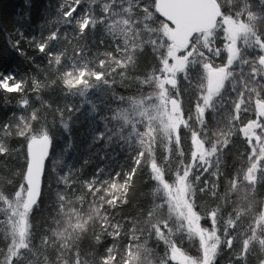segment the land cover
<instances>
[{
    "label": "trees",
    "instance_id": "1",
    "mask_svg": "<svg viewBox=\"0 0 264 264\" xmlns=\"http://www.w3.org/2000/svg\"><path fill=\"white\" fill-rule=\"evenodd\" d=\"M216 1L222 15L251 29L232 65V72L240 68L241 77L231 82L234 78L228 76L203 119L197 115L208 77L203 65L218 70L227 64V55L220 30L213 36V52L197 46L194 36L180 52L192 54L189 86L179 78L168 87L169 97L181 106L182 123L176 137L166 141L158 129L147 138V115L154 105L146 98L160 91L164 52L171 42L166 30L171 26L160 17L156 0H0V147L5 149L0 153V264H9V246L18 253L12 264H76L77 259L79 264H101L109 248L115 264H180L169 258L171 246L189 257L197 255L196 241L178 228L152 162L164 182L188 173L189 199L202 217L219 209L222 242L214 264L264 261L259 243L264 231L257 233L246 259H237L240 242L251 235L264 202V160L251 192L241 195L248 158L255 152L241 132L257 117L251 85L264 102V69L256 64L264 55L256 48V37L264 38V0ZM39 44L46 45L43 52ZM196 52L199 56L193 57ZM77 78L74 86L65 84ZM241 93L245 103L237 120ZM194 137L211 149L206 169L198 167L192 154ZM41 138L49 142V154L38 203L28 213V246L17 249L20 233L11 226L12 211L17 206L20 218L25 211L28 146ZM113 184L124 187L114 191ZM237 212L236 227L228 228L233 239L228 247L226 221ZM209 222L201 220L202 225ZM154 225L161 226L167 244L157 238Z\"/></svg>",
    "mask_w": 264,
    "mask_h": 264
},
{
    "label": "rangeland",
    "instance_id": "2",
    "mask_svg": "<svg viewBox=\"0 0 264 264\" xmlns=\"http://www.w3.org/2000/svg\"><path fill=\"white\" fill-rule=\"evenodd\" d=\"M216 24L214 26H218V27L215 30H213V32L211 31L212 30V28H211L207 31H202V32L196 33L194 35L195 36V44L197 46L200 44L206 50L213 52L214 43H215L213 36L219 30H220V33L223 34V36L225 37V40H226L224 43V51H225L226 55L228 53L229 47H231L233 45V43H234L235 47L237 49H239L242 43L245 44L246 42L249 41L248 40L249 39L248 32L245 33L243 31L238 30L240 25H244L240 21L234 20L233 18L228 17L224 14L223 15L220 14ZM166 30H167V35H169V39L171 42H169L168 46L165 49L163 61L165 59H168V63H169V65H171L172 63H174V61L168 58L169 50H171V49L175 50L177 59L188 57V53H184V54L180 53L181 50H183V48H179V47H177V45H175L174 41L172 40V38L170 36L171 30H169V28H167ZM209 33H210V35H209ZM233 33H234V40L230 38L233 35ZM193 37L190 39L189 43L191 42ZM206 42H207V47H205ZM258 46L259 45H257L256 48H259ZM198 54L199 53L196 52L195 56H193V57H198L199 56ZM196 55H198V56H196ZM227 60H228V55H227L226 62H227ZM236 60L237 59H235L233 61L232 65L234 64V62H236ZM191 62H192V59H190V61L188 59L185 71L176 73V76H175L176 81H177V79L181 78L182 80H186L187 82L186 81L185 82L187 84H185V82H184V84L189 86L188 82L190 80H189V76L187 75V72L191 71L188 69L189 64ZM256 64H257V62H256ZM232 65L226 64L225 68H227V71H230L232 73V75H230V77L234 78V79H232L231 82H234L235 80H238L239 77H241V74H240L241 70L239 68L237 72H232V67H233ZM163 67H164V64H163ZM192 67H193V65H192ZM210 68L214 72L217 70L215 68V66H213V65L210 66ZM260 72H261V69H260ZM162 74L163 75L159 81H163V80H165V77L171 76V73H167V72H163ZM253 76H254V79L257 80V76L256 75H253ZM210 80L211 79L209 77H207L205 87H203L205 93L200 96L202 104H203L202 97L204 95H209L211 90L214 87V81L212 80L210 83L209 82ZM166 85H167V88L165 87ZM169 85L170 84H167L165 81L164 87H165L166 91L162 90L160 88V91L155 95L154 98H152L153 94L152 95L149 94L148 98H146V100L147 99L152 100L153 105H154L153 106L154 108H152V111L149 113L150 115H147V123H148V126L150 127L149 132L151 133L147 136L148 140L151 139V135L154 132H156L157 129L159 130V132H164L165 137L167 135L166 141L173 140L176 137L179 125L182 123V119L180 118L181 115L179 116V114L181 113V106H180L177 99L169 97L170 96L169 92H168ZM170 86H172V85H170ZM200 88H202V86ZM230 88H232V86H230ZM230 88H228V90H230ZM251 88H253L252 90H254V92L256 94V96L252 95L253 96L252 98H254L253 106L256 107V114H257L256 119H254L252 121H255L256 123L261 125V127H257L254 129V131L257 133V136L259 137V139H257L256 136H250L248 139L251 140V143H252V146H253V149L255 150V152L257 151L256 156H259L258 153L261 152V145H264V138H262V134H263L262 133V130H263L262 126H264V114H262V113H264V102L260 98L261 95L258 92V88H256L255 85H253V86L251 85ZM214 98H215V96L212 95L211 99L208 102V105L213 101ZM173 99H175L177 101L178 108L180 110V113L176 114V115H172L169 112L170 111V102ZM139 104H140V102H139ZM140 107H138V115L142 116V114L144 112L143 113L140 112ZM204 107L206 109V106H204ZM147 112L148 111H145V113H147ZM234 112H235V110H234ZM197 115H200V113H198ZM205 152L211 153V149L209 150V149L205 148L202 141H200L197 137H194L192 140V154H194L197 157V159L199 160L198 161V167H205V169H206L208 164H209V162H207V160H208L207 158H209L210 155H204ZM211 155H212V153H211ZM202 156H204L203 159H201ZM153 165H155L154 162H152L151 170L154 174L155 179L158 181L160 187L164 191V194H165V197L167 199V204H168L169 208L171 205L172 209H173L172 211L176 214L175 218H176V220H178V228L181 229L182 232L186 233L189 237L194 239L197 243L196 248H198L197 255H195L194 257H189L182 250L177 249L176 247H175L176 251L173 252L172 249L174 246H171L169 248V258L173 261L180 263V264H193L192 258H196L197 261L199 262V264H203V258L205 255V251L201 247L200 238L196 235V233L194 231L195 224L191 223L188 219L185 218L188 215L187 205H192V204H191V200L189 199V193H191V192L189 189L185 190V186L188 185V182L185 181V178H184L183 184H181L180 178L184 177V173H182L180 175V177L176 178L174 181L164 182L165 179L163 177L162 172L158 169V167H156V165H155V168H153ZM157 169H158V171H156ZM258 171H260V170H258ZM258 171H257V174H258ZM243 184L246 187H244V186L242 187L241 195H245L248 191L251 192V184L248 183L247 181H245V179H244ZM165 185H167V188L165 187ZM245 201L247 203H249L247 201V198L245 199ZM177 207H179L180 212L184 213V216H180L179 212L175 211V209ZM261 210H264V202L262 204ZM12 212H13L14 218L11 221V223L13 224V225L11 224V226H13L15 228V231L17 232V234H19L20 233L19 229H20L21 218L19 217L17 206L13 209ZM209 221H210V219H209ZM201 226L210 228V222L208 224H204V225L201 224ZM19 239L21 240V237H19L17 240L19 241ZM17 240H15V245L16 244L18 245L20 243V242L18 243ZM219 249H220V245L218 246L217 252Z\"/></svg>",
    "mask_w": 264,
    "mask_h": 264
},
{
    "label": "snow or ice",
    "instance_id": "3",
    "mask_svg": "<svg viewBox=\"0 0 264 264\" xmlns=\"http://www.w3.org/2000/svg\"><path fill=\"white\" fill-rule=\"evenodd\" d=\"M73 11H75V9H73ZM249 15L251 16V14H249ZM87 23H88V21L85 20L84 23L81 25V30H83V28L87 25ZM238 30L243 31L245 33L248 31H251L250 28H247L244 25H240ZM20 35L23 36V33H20ZM209 35H210V33H209ZM52 38L55 39V33H52ZM230 38L234 40V33ZM256 42L258 43L261 51H264V38L257 36ZM18 46H19V41L16 42V47H18ZM45 47H46L45 44H39L38 45V48L41 52L44 51ZM177 47L184 48L185 45L183 43H180ZM205 47H207V42L205 43ZM238 52H239V49H237L233 43V45L231 47H229V49H228L227 65H232L233 61L235 59H237V57H238ZM191 55L192 54L189 53L188 57L177 59L175 50L174 49L169 50L168 58L173 60L174 63L169 65L168 59H165L163 61L164 67L161 69V72L162 73L163 72L171 73V76L165 77V80H163V81H159V87L162 90L166 91V89L164 87L165 81L167 84H170L172 86H175L177 84V81L175 79L176 73L185 71L187 61L191 57ZM57 60H59V57H57ZM257 63L261 66L262 69H264V55H260L257 58ZM203 68L205 69V72L208 75V77L214 81V87L211 90L210 94L204 95L202 97L203 105L207 106L209 100L211 99V96L215 95L219 92L220 88L223 86L224 80L227 79L228 76L232 75V73L230 71H226L225 67L219 68L218 70H216L214 72L208 64H204ZM252 72L255 74L257 72V69L253 68ZM261 74L264 75V72H262ZM99 75L100 74H97L98 78H99ZM3 76H4V74L0 73V77H3ZM14 79H15V77H14V75H12L7 80V83L11 84ZM79 82H80L79 78H77L75 81L65 80V84L69 85V86H74L75 83H79ZM16 90H19V89L17 88ZM173 103L175 104L176 102L173 101ZM244 103H245V101L243 99V93H241L240 98L237 100V102L235 104V113H236L235 119H237V120L239 119V110L241 109V106ZM204 106H201L199 103H197V105H196V111L198 113H200L202 119H203L204 112H205ZM262 114H264V113H262ZM257 127H261V125H259L255 121H249L248 124H245L241 128V132L243 133V135L246 139L249 138L250 136H256L257 139H259V137L257 136V133L254 131V129ZM194 135H196V134L194 133ZM227 143H228V141L225 140V144H227ZM4 151H5V149L3 147H0V153H3ZM213 151H215V149H213ZM204 155H211V153L205 152ZM253 155H255L254 151L252 154L249 155V158H248L249 164H248V167L244 171V179L248 183L255 185L256 180H257V171L261 169L260 162H261V160H264V145H261V152H260L259 156H256L255 159H252ZM203 158H204V156L201 157V159H203ZM153 168H155V165H153ZM156 171H158V169ZM187 176H188V173L185 172L184 177L180 178L181 184H183L184 178ZM130 178L131 177H129V179ZM88 187H89V189H91L92 184H89ZM118 187H124V186H122V185L117 186L115 184L112 185V189L114 191L117 190ZM165 187L167 188V185H165ZM235 187H236V182L233 181V188H235ZM22 188H23V185L21 186V189ZM190 188H191V185L185 186V190L190 189ZM124 190L126 191V188ZM20 194H21L20 191H18L16 193V195L18 197L20 196ZM2 199L6 200L7 198L4 197ZM38 199H39V194L37 193L35 196H33L31 198L30 202H28L25 205V211L20 214L21 220H20L19 232H20V237H21V243L16 245L17 249L26 248L28 246L24 242L25 238L27 237V235L29 233V229H30V224L28 223V213L38 203ZM111 203H115V198L111 201ZM187 207H188V215L185 218L188 219L191 223L195 224L194 231H195L196 235L200 238L201 247L205 251V255L203 258V264H214L215 255L217 253L218 246L222 242V238L219 235L220 229L217 226L218 225L217 216L219 213V209L215 208V209L209 210L207 212V215H204L202 217V215L198 214L197 212H195L193 210L192 205H187ZM170 210H173L171 205H170ZM175 211L179 212L180 216H184V213L179 211V207H177L175 209ZM202 218L204 220L210 219V228L201 226ZM239 218H240V213L237 212L235 219L229 218L226 221V224L228 225V227H226L224 229V235L226 237H228L227 241H226L228 247H231L233 244L232 237L228 236V228H235L237 220H239ZM164 226L165 227L167 226L166 222H164ZM81 227H82V225H81ZM153 227L155 229L157 238L164 241L167 244L168 241L165 238V235H164V232L162 231L161 226L160 225H154ZM250 231H251V235L248 238L243 239L240 242L241 243V250H240L239 254L237 255V259H246L252 243L257 238V233L260 231H264V210H261L258 213V215H256L254 217L253 226L251 227ZM59 235H63V233H60ZM259 243L261 245H264V237L260 238ZM172 251L173 252L176 251L175 247H173ZM9 252H10V255L8 256V261H9V264H12V261L17 257L18 253H17V251H13L11 249V246H9ZM107 253H108V255H106L105 257H103L101 259V264H115V256L111 255L112 249L111 248L107 249ZM78 255L79 254L77 253V256ZM133 258H135V257H133ZM192 262H193V264H199V262L197 261L196 258H192ZM76 264H79L78 259L76 261ZM164 264H167V261H165ZM261 264H264V261H262Z\"/></svg>",
    "mask_w": 264,
    "mask_h": 264
},
{
    "label": "water",
    "instance_id": "4",
    "mask_svg": "<svg viewBox=\"0 0 264 264\" xmlns=\"http://www.w3.org/2000/svg\"><path fill=\"white\" fill-rule=\"evenodd\" d=\"M156 9L160 17L171 26L170 36L175 45L183 43L185 47L196 33L213 28L221 14L216 0H156ZM169 112L172 115L180 113L175 99L170 102ZM28 153L26 204L39 193L44 163L49 154V142L45 138L32 140Z\"/></svg>",
    "mask_w": 264,
    "mask_h": 264
}]
</instances>
